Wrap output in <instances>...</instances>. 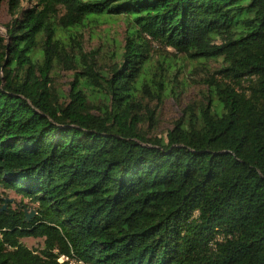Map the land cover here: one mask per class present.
<instances>
[{"label": "trees", "instance_id": "1", "mask_svg": "<svg viewBox=\"0 0 264 264\" xmlns=\"http://www.w3.org/2000/svg\"><path fill=\"white\" fill-rule=\"evenodd\" d=\"M2 1L0 190L35 214L2 194L0 264H264V0ZM119 18L99 67L82 30ZM178 56L217 68L150 140L143 100L176 95Z\"/></svg>", "mask_w": 264, "mask_h": 264}, {"label": "rangeland", "instance_id": "2", "mask_svg": "<svg viewBox=\"0 0 264 264\" xmlns=\"http://www.w3.org/2000/svg\"><path fill=\"white\" fill-rule=\"evenodd\" d=\"M12 18L13 14L9 13L6 1H2L0 3V35L5 39H7L6 26L10 24ZM125 26L124 19L119 18L106 24L88 25L83 28L84 49L86 52H97L95 63L99 67H103L106 64V55L112 52H119L124 41ZM177 63L180 66V71H182L180 77H183V84L175 89L176 95H170L160 102L150 97H145L143 100L142 118H145L147 113H151L153 120L142 123L140 128L146 134V138L150 140L163 135L171 129L172 123L183 116V110L191 103L200 100L202 92H206L204 81L207 76L205 73L207 66L210 72L217 68L216 63L210 62L191 69V65L188 62L181 61L179 56ZM51 78L54 88L67 95L70 84L74 80L73 72L64 69L62 65L51 75ZM2 194L4 197H2ZM1 197L4 198V201L10 203L12 209L20 208L21 203L29 204L13 192L6 191L2 193L0 190ZM3 207L4 209L6 208L5 205ZM25 212L26 214L34 212V206L29 204V208ZM21 243L28 249L33 250H38L43 246L42 240L32 238L23 239Z\"/></svg>", "mask_w": 264, "mask_h": 264}, {"label": "built area", "instance_id": "3", "mask_svg": "<svg viewBox=\"0 0 264 264\" xmlns=\"http://www.w3.org/2000/svg\"><path fill=\"white\" fill-rule=\"evenodd\" d=\"M58 262H59V263L68 262L69 264H84V263H82V262H78V261H76V260H74V259H72V260H68V258H66V257H60V258L58 259Z\"/></svg>", "mask_w": 264, "mask_h": 264}, {"label": "water", "instance_id": "4", "mask_svg": "<svg viewBox=\"0 0 264 264\" xmlns=\"http://www.w3.org/2000/svg\"><path fill=\"white\" fill-rule=\"evenodd\" d=\"M1 210H4V207ZM34 214V212H31L30 214H25V220L28 221Z\"/></svg>", "mask_w": 264, "mask_h": 264}]
</instances>
